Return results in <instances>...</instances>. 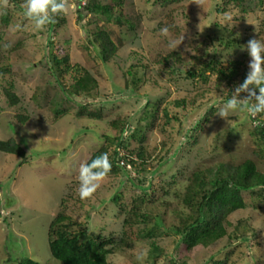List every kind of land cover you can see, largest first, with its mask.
I'll list each match as a JSON object with an SVG mask.
<instances>
[{
  "label": "rangeland",
  "instance_id": "rangeland-1",
  "mask_svg": "<svg viewBox=\"0 0 264 264\" xmlns=\"http://www.w3.org/2000/svg\"><path fill=\"white\" fill-rule=\"evenodd\" d=\"M99 1L121 10L138 23L136 31H132L129 26L120 25L116 15L109 22L105 16L93 14L82 20H94L98 27L110 32L117 46L115 57L108 62L112 70L97 58L89 44L77 19L75 0H69L75 7L66 15L67 24L57 28L51 39L47 25L42 31L34 30L18 4L8 3L7 9L0 8V17L9 15L4 29L0 22V31L5 32L7 43L17 47L8 53L5 61L10 71L0 75V139L15 138L28 155L20 159L0 153V264H18L24 258L40 264H62L51 255L48 237L51 220L60 211L74 221L88 223V233L95 237L117 238L121 235L124 215L113 203L116 194L120 193V205L123 203L130 209L143 196L141 183L145 188L152 187L154 196L160 198L164 189L179 183L197 168L220 162L233 166L245 156L254 157L249 131L258 122L251 119L244 122L246 112L235 114L229 124L216 115L235 89L230 88L226 78L218 79L211 72H206L205 80L198 75L192 78L188 73L199 70L218 55L223 56L219 68L225 67L231 57L243 62L240 70H248L250 57L243 49L250 39L264 41V0L245 14L233 12L232 5L230 13L222 10L223 7L217 8L216 2L220 0H208L205 11L192 4V0ZM200 17L201 31L197 27ZM90 27L94 28L95 23ZM164 27L169 28L167 37L160 34ZM220 38L237 44L231 48L222 46ZM170 39L182 43L173 49L168 46ZM51 53L69 59L64 65L69 69L60 79L63 87L71 89L84 69L94 75L98 87L91 98L65 97L62 86L49 73ZM129 69L140 78L137 93L115 88L114 84L121 87L130 84L126 79ZM7 83H13L19 97L16 105L9 104L3 91ZM187 91L190 103L197 98L212 99L195 114L182 118L180 126L172 120L162 130L165 104ZM78 100L101 105L100 120L77 115ZM153 103L159 106L154 108ZM57 110L65 112L57 116ZM146 111L158 112V116L151 119ZM18 114L28 116V121L20 124ZM259 117L264 121V114ZM118 119L129 125V130L123 132L125 137L134 128L148 124L145 130L149 138L145 145L151 153L150 160L167 149L163 143L173 149L165 154L161 165L153 162L145 172L126 165L125 172L109 175L92 198L81 200L79 168L94 151L109 144L106 135H122V124L118 127L112 123ZM127 141L132 140L127 138ZM113 149L111 146L110 154ZM115 149L119 157L123 155L122 148ZM256 159L259 171L264 173V159ZM119 161L123 162L121 158ZM258 191L247 192L246 208L229 215L224 224L228 233L236 228L239 234L246 232L244 238L233 242L223 238L195 247L186 259L175 256V236L160 227L158 237L150 235V241L134 236L128 245L109 256L108 264H264V192ZM145 211L163 217L166 225L177 220L155 203H148ZM151 228V224L138 225L135 230L144 231L146 236ZM153 240L166 251L155 260L149 258ZM140 251L145 253L142 261L136 258Z\"/></svg>",
  "mask_w": 264,
  "mask_h": 264
},
{
  "label": "trees",
  "instance_id": "trees-1",
  "mask_svg": "<svg viewBox=\"0 0 264 264\" xmlns=\"http://www.w3.org/2000/svg\"><path fill=\"white\" fill-rule=\"evenodd\" d=\"M75 1L78 4V9H76L77 19L83 26V31L89 44L93 47L97 58H99L109 70H112L108 62L115 57L117 46L112 40L110 32L102 26L98 27L94 20L87 19L86 22H82V20L88 17V14H93L96 17L105 16L106 22H109L112 15H116V21L120 25L129 26L132 31H136L138 23L128 18L129 15L123 14L121 10L116 11L111 5L102 4L99 0ZM82 1L85 2L82 3ZM260 1L261 0H220V3L223 2V4L220 5V3L216 2V6L217 8H219V6L221 8L223 7L222 10L230 13L231 9H229V6L232 5L233 12L245 14L248 13V9L259 6ZM9 3L18 4L16 6H19L24 11L20 6L23 0H9ZM212 10H214V8H212ZM222 10L219 11L222 12ZM0 22L3 24L4 29L8 25L9 15L5 13L1 16ZM93 23H95V27L91 28L90 25L92 26ZM65 24H67L66 16L55 17L53 21L47 25L48 39H51L52 35L57 32V28ZM219 40L222 46L228 48L232 46L235 47V44H237L231 40L224 41L223 38ZM16 49L17 47L15 45L11 46L5 40V32L0 31V75L10 71L8 63H5V61L8 60V53ZM222 57V55H218L216 59L214 57L210 61L207 60L203 67L199 68V70L194 69V71L189 72L188 75L192 78L198 75L202 80H205L206 72H211L213 75H216L218 79L223 77L226 78L228 85L231 86L230 88L235 89L238 84L243 82L248 70H240V66L243 65V62L231 59V57L228 59L225 67L219 68L218 65L221 64ZM49 58L51 64L48 68L52 70V72L49 73L53 74L57 83L61 85V76L69 69V67H67L68 65L66 67L64 65L69 62V59L67 56L60 59L57 54L52 53ZM132 69L126 72V79L130 80L129 85L121 87L114 84L118 91L130 90L133 93L139 91L140 78H137V72L134 71L133 73ZM12 84L13 83L5 84L3 86V91L9 100V104L13 106L18 103L19 97L15 93ZM97 87V79L86 69L75 78L71 85V89L62 86L67 99H72L80 95H83L86 99L91 98L93 91H95ZM188 92L189 91L165 104L162 114L164 118V123L161 126L162 130L165 131L167 124L172 120L178 122L180 126L182 118L188 117L189 113L195 114V112L199 111L207 103L208 99H212V97H208L206 100H204V98H197L190 103V94ZM77 103L79 104L77 115L100 120L103 108L96 101L85 102L78 100ZM148 105L150 106L149 103H147V106ZM151 105H153L154 108L159 106L158 103H153ZM93 106H95V109H93ZM64 112L65 111L57 110L55 113L59 116ZM155 113L156 114L146 111L147 117L151 119L158 116V112ZM263 114L264 113H261L255 118H251L250 114L247 112L244 113V122H247L249 119L258 122L249 131V136L253 137L252 144L255 147L253 151L251 150L254 157L249 155L245 156L239 164L233 166L220 162L206 168H197L189 174H186L179 183L177 182L168 189H164L163 195L160 198L154 196L153 191H151L152 187L145 188L142 183L140 185L138 184L143 196L139 197L137 203L134 201L130 209L123 203L120 205V193L116 194L112 199L113 203L117 205V208H119L120 212L124 215L122 219L121 235L117 238L111 236L103 239L98 236L95 237L92 233H88V223L74 221L71 217L60 211L51 220L48 230L51 255L62 264H108L109 256L115 253L118 248L128 245L134 236L141 239L146 238L150 241L151 237H158L160 227H163L168 235L175 236V256L186 259L189 258L191 251L195 247L207 246L223 238H227V240L232 242L244 238L246 232L239 234L238 228H236L232 233H228L224 224L229 215L246 208L245 194L247 192H259L258 190H261V193L264 192V173L259 171L256 159V157L264 159V121L259 119V116ZM17 119L20 124H25L29 118L26 115L18 114ZM112 123L118 127L119 124H122L120 129L122 135L114 137L106 135L104 138H106L109 144H105L94 151L85 162L90 163L97 156L107 152L112 165L109 175H115L120 171L125 172L127 168L126 165H129L133 170H138V172H145L153 162L161 165L164 162L165 154L173 149V146H168L163 143V145L167 146V149H162L163 152H161V154L154 156L150 160V151L145 145V142H147L149 138L145 130L148 124L134 128L133 131H130L129 137H125L123 132L129 130L128 123L119 119L114 120ZM178 133L180 134L181 131ZM127 138L132 141H127ZM111 146H113L114 149L110 154L109 150ZM115 148H122L123 155L119 157V152ZM0 153L11 154L20 159H26L28 157L25 147L12 137L6 140L0 139ZM120 158L123 160V163H120ZM154 170H156V168ZM62 202L60 200L61 206L63 204ZM148 203H155L157 207L169 212L170 215L174 216L177 220L166 225L163 217L159 215L154 216L151 215L150 212L145 211ZM148 224H151L152 228L148 233L146 232V236L144 231L135 230L138 225ZM150 244V259L155 260L157 257L165 254V249L159 246L155 240L151 241ZM18 264L40 263L30 258H24L19 260ZM183 264H185V262Z\"/></svg>",
  "mask_w": 264,
  "mask_h": 264
},
{
  "label": "clouds",
  "instance_id": "clouds-1",
  "mask_svg": "<svg viewBox=\"0 0 264 264\" xmlns=\"http://www.w3.org/2000/svg\"><path fill=\"white\" fill-rule=\"evenodd\" d=\"M8 3L9 0H0V8L7 9ZM192 4L205 11L208 0H192ZM21 7L24 9L25 18L32 24L34 30L42 31L55 17L68 15L75 5L70 4L69 0H23ZM227 19L230 21L231 17ZM201 24L202 20L197 26L200 31ZM160 34L165 37L169 36V28H162ZM181 43L182 41L170 39L168 46L175 49ZM243 50H246L250 57L246 77L242 83L235 87L230 98L219 107L216 114L228 124L230 118L238 112H247L253 118L264 113V41L255 38L250 39ZM242 94L244 95L242 96ZM111 168L112 165L107 152L97 156L90 163L81 164L78 175L79 198L81 200L92 198L108 177ZM144 255V252H138L137 260L142 261Z\"/></svg>",
  "mask_w": 264,
  "mask_h": 264
},
{
  "label": "built area",
  "instance_id": "built-area-1",
  "mask_svg": "<svg viewBox=\"0 0 264 264\" xmlns=\"http://www.w3.org/2000/svg\"><path fill=\"white\" fill-rule=\"evenodd\" d=\"M120 163H123V162H120Z\"/></svg>",
  "mask_w": 264,
  "mask_h": 264
}]
</instances>
